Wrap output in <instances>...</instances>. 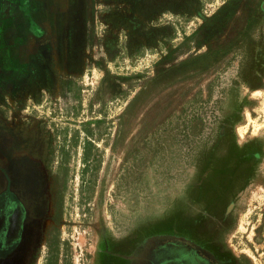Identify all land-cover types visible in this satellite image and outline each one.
Masks as SVG:
<instances>
[{"label": "rangeland", "instance_id": "374dc122", "mask_svg": "<svg viewBox=\"0 0 264 264\" xmlns=\"http://www.w3.org/2000/svg\"><path fill=\"white\" fill-rule=\"evenodd\" d=\"M0 1V186L14 168L37 186L4 264L174 262L171 235L218 223L239 183L224 241L264 264V152L190 157L245 97L238 144L264 151V0Z\"/></svg>", "mask_w": 264, "mask_h": 264}, {"label": "flooded vegetation", "instance_id": "af4514ba", "mask_svg": "<svg viewBox=\"0 0 264 264\" xmlns=\"http://www.w3.org/2000/svg\"><path fill=\"white\" fill-rule=\"evenodd\" d=\"M3 3V1H0ZM8 15L12 14L15 8L10 5L7 7ZM12 16L8 18L11 19ZM7 184L0 186V264H4L9 252L16 251L26 241V233L29 224L32 222L31 210L33 198L36 196V177L32 172L10 169ZM29 192V193H28ZM240 191L231 188L219 190L217 202L219 204V222L211 223L208 216L204 222H194L193 226L188 227L192 231L189 235H171L174 240L185 242L189 251L187 254L177 257L174 262L168 260V264H242V259L236 257L229 246L224 241L222 227H226L233 219V212L239 202ZM212 202V201H211ZM229 211L231 213H229ZM34 218V217H33ZM191 224V223H190ZM187 224V225H190ZM117 245L111 248H116ZM112 260H125L126 257L109 254ZM136 254L134 256H137ZM138 256L136 260H138ZM128 260V258H127ZM130 260H132L130 258ZM116 262V261H115ZM162 263V264H167ZM112 264V262L110 263Z\"/></svg>", "mask_w": 264, "mask_h": 264}, {"label": "trees", "instance_id": "16d2710c", "mask_svg": "<svg viewBox=\"0 0 264 264\" xmlns=\"http://www.w3.org/2000/svg\"><path fill=\"white\" fill-rule=\"evenodd\" d=\"M250 88L254 89L255 87L250 86ZM247 105H250V102L248 98L246 97L239 104L236 103L234 111L230 115H228L220 124V127L223 130L217 133V135H213L212 143H208L206 141V144H205L206 147L197 146L194 148V151L191 152L190 157H192L195 167L199 166L203 162H208L206 160H209V159H210L209 161L223 159L222 158L223 155H219V153L222 154L221 153L222 149H227L229 151H232V154L234 155L233 158L237 162L243 161V160L244 161L249 160L252 158L261 159V153H257V150L258 152L259 151L264 152L263 147L260 146V141L253 140V141L244 143L242 145H239L237 137L235 135V125L240 122V119H239L240 114L242 113L243 108L246 107ZM234 118H238V119L233 120ZM232 121H235V122L237 121V122L233 123ZM194 179L193 181L188 180L184 183L185 186H187L191 191H194L195 188H197L199 185L198 182L194 181ZM232 188L238 191H242L243 186L242 184L239 183L233 186ZM192 201L196 202L194 201V199Z\"/></svg>", "mask_w": 264, "mask_h": 264}]
</instances>
